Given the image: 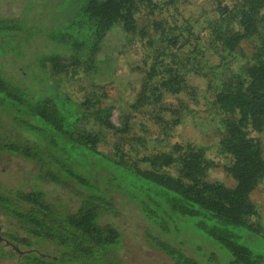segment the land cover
<instances>
[{"label":"trees","instance_id":"16d2710c","mask_svg":"<svg viewBox=\"0 0 264 264\" xmlns=\"http://www.w3.org/2000/svg\"><path fill=\"white\" fill-rule=\"evenodd\" d=\"M212 9L206 39L174 15L139 23L142 10L154 16L153 0H27L17 16L0 9V163L22 168L20 182L0 181V264H134L124 256L132 217L168 264H264V224L251 198L264 184V150L252 135L264 131V0ZM137 41L145 57L130 68L142 76L123 108L107 86L117 81L116 56ZM245 41L250 60L217 80L214 70L243 56ZM191 74L206 79L216 155L232 185L208 180L216 163L199 145L157 148L189 112L165 94L197 103ZM133 122L162 137L142 156L147 138Z\"/></svg>","mask_w":264,"mask_h":264},{"label":"rangeland","instance_id":"374dc122","mask_svg":"<svg viewBox=\"0 0 264 264\" xmlns=\"http://www.w3.org/2000/svg\"><path fill=\"white\" fill-rule=\"evenodd\" d=\"M4 2L0 3V9L4 14H10L17 16L22 9L26 6L27 0H3ZM218 1L221 2V5L224 7H230L233 3V0H178L176 7L170 5V0H153L155 13L154 16H149L147 10H142L138 16V22H148L149 17H157L159 19L163 18L168 22H171L172 15H174V20L179 19L181 23L183 22L182 18H185V21H189L194 24L196 33L199 36H202L204 39L207 37V32L203 28L206 27L205 17L216 16L215 12H212V8H216ZM41 1L40 4H42ZM45 3V2H44ZM40 7L34 6L33 9L28 11L29 19L32 20L35 16H38ZM116 44L113 43V46ZM145 47L141 45L139 41L136 44L128 46L123 55H117L115 58V72L117 81L108 82L107 92L111 100L115 101L116 105L119 107L126 108L134 100L135 94L139 89V81L141 79V73L131 72V66H141L142 59L145 57ZM242 48L244 49V55L238 59L234 58L228 62H233L231 65H223L224 69L220 72V68L214 70V74L217 75V80H225L234 70H237L236 64L245 63L250 60L252 56L253 43L245 41L242 43ZM117 48L115 50H119ZM125 50V49H123ZM110 54H115L114 51H109ZM212 53V52H211ZM112 56V55H111ZM217 56V55H216ZM216 56L213 58L210 57L211 64L216 60ZM233 58V57H232ZM214 62V63H215ZM216 64V63H215ZM188 82L190 86L196 88V101L194 104L192 101V96L186 93H181V95L172 96L165 94L164 100H167L174 108L179 107V101H183L184 104L188 105L189 112L183 116L182 122L172 129L170 135L166 140L162 141V144L158 145L157 148H170L169 144L166 142H178V143H187L199 145L204 148L208 158L213 160L216 163V166L212 167L208 173L207 177L210 181H221L227 185H232L233 180L227 175L224 171L222 164L225 163V159L216 155V143L218 141V132H217V116L211 112L209 106L206 103V99H209L210 92L206 88V79L194 75L188 76ZM218 82V81H217ZM223 82V81H222ZM66 91L74 98H79L80 94L78 91L73 90L70 87L66 88ZM118 109V108H117ZM115 109L113 112V122L118 123L117 115L118 110ZM144 118V117H142ZM140 116L134 115L133 119L135 121H144ZM134 121V122H135ZM133 122V131L136 134L143 135L147 138V146L144 149H139L138 154L142 156L148 153V150H151L155 145L153 143V138L158 137L162 139L161 135L157 132L156 127H152L148 122L150 130L148 133L144 132L138 123L134 125ZM254 137L259 138L261 145L264 150V131L260 134L253 133ZM106 150V149H104ZM133 154V151L131 152ZM16 162L0 163V181L5 184H15L20 182L22 177L21 164ZM252 200L256 203L258 207V212L260 214V219L262 224H264V184H262L252 195ZM131 220V221H130ZM134 218H130L127 225H125V230L127 232L125 238L126 249L124 251V256L134 264H168L167 258L156 251H153L147 247L144 243L143 236L140 231L134 228Z\"/></svg>","mask_w":264,"mask_h":264}]
</instances>
